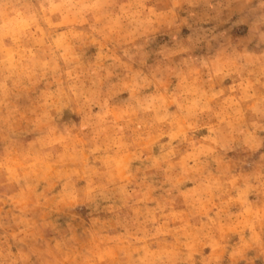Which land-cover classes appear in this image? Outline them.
<instances>
[{"label": "clouds", "instance_id": "obj_1", "mask_svg": "<svg viewBox=\"0 0 264 264\" xmlns=\"http://www.w3.org/2000/svg\"><path fill=\"white\" fill-rule=\"evenodd\" d=\"M0 264H264V0H0Z\"/></svg>", "mask_w": 264, "mask_h": 264}]
</instances>
